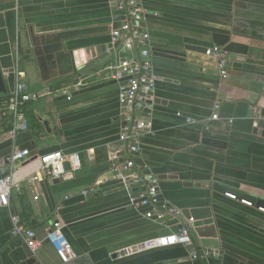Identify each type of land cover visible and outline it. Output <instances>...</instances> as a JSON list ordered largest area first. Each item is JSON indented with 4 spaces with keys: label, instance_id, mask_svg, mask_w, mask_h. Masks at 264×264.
Segmentation results:
<instances>
[{
    "label": "crops",
    "instance_id": "crops-1",
    "mask_svg": "<svg viewBox=\"0 0 264 264\" xmlns=\"http://www.w3.org/2000/svg\"><path fill=\"white\" fill-rule=\"evenodd\" d=\"M143 9L149 40L139 46L179 52L186 68L152 63L149 105L135 114L149 117L151 126L132 157L135 169L157 178L160 204L179 209L183 225L184 210L211 209L220 254L195 260L176 246L115 256L177 228L135 211L112 169L115 163L120 171L127 158L119 136L133 114L119 105L118 84L108 78L109 66L131 58L111 44V31L123 22L114 0H0V66L8 93L15 81L10 69L29 90L47 93L26 105L27 131L5 132L0 118V178L12 173L6 159L13 151L30 153L13 166L10 209H0V264H264V213L211 189L216 183L264 200V130H255L264 111V0H145ZM213 46L228 55L226 80L204 54ZM52 152L78 154L80 168L60 182L29 184L36 160ZM95 183L94 194H80ZM13 206L31 212L27 228L41 241L33 258L11 236ZM56 222L76 255L68 263L45 240ZM190 235L205 251L193 228Z\"/></svg>",
    "mask_w": 264,
    "mask_h": 264
},
{
    "label": "built area",
    "instance_id": "built-area-1",
    "mask_svg": "<svg viewBox=\"0 0 264 264\" xmlns=\"http://www.w3.org/2000/svg\"><path fill=\"white\" fill-rule=\"evenodd\" d=\"M145 0H114L116 11L122 14L123 22L121 25L111 31L112 47L120 49L121 52L131 54V58H123L116 65L107 68L108 78L118 84L117 102L120 106L131 109L129 122L135 124L129 128H124L119 136V141L125 144L127 158L121 163L120 171L113 163L112 169L118 173L119 178L128 193L129 205L137 212L141 213L146 219L158 222L166 214L174 218L181 215L180 210L160 204L158 199L159 182L152 175L142 174L135 169L133 161L140 151V144L144 132L149 129L151 122L149 117H139L135 114L145 111L148 108L151 95L154 90L155 77L153 74L152 63L148 60L150 53L139 46L138 41H148L149 36L144 28L145 16L143 3ZM139 48L142 50L139 51ZM137 50L138 55L134 56ZM109 53V51H107ZM205 56L212 58L216 62L218 75L221 80L228 77V55L220 47L213 46L206 49ZM15 81L10 92V101L7 105V111L12 116V134L28 130V122L23 112V106L28 103L37 102L47 95L45 91H31L22 80V74L13 71ZM219 105L214 107L212 119H217ZM1 114V108H0ZM177 116H181L177 114ZM187 124H193L191 119H186ZM30 157L26 150H15L8 157L7 161L11 164L12 173L0 178V209H10V195L14 189L13 170L15 163L25 161ZM35 175L28 177L29 184L38 182L42 178L58 179L65 173L64 165L70 166V171H77L81 166V159L78 154L65 155L62 152L47 153L37 160ZM97 183L81 191L83 197L94 194ZM232 201H237L233 195H225ZM240 204L249 208L252 205L245 201H238ZM264 213L263 209H257ZM12 230L11 236L19 238L24 242L25 247L35 256L37 250L41 247V241L38 240L33 231L24 227L15 215H11ZM191 222V221H190ZM45 240L51 245L52 249L61 262L68 263L75 259L70 244L62 234V225L59 222L53 224V227L46 232ZM176 246H182L189 250V258L201 260L208 257L209 254L197 253L192 248L191 238L187 227L177 229L176 232L169 233L160 237L148 239L136 245L124 248L115 253L116 258L124 259L137 256L150 251L164 250Z\"/></svg>",
    "mask_w": 264,
    "mask_h": 264
},
{
    "label": "water",
    "instance_id": "water-1",
    "mask_svg": "<svg viewBox=\"0 0 264 264\" xmlns=\"http://www.w3.org/2000/svg\"><path fill=\"white\" fill-rule=\"evenodd\" d=\"M137 50L135 49L136 52ZM141 50L142 49L139 48V51ZM143 50L150 53V57L148 60L151 63L160 64V65L169 66V67L186 68L184 55L179 52L170 51V50L162 49V48L150 49L147 46L143 47ZM13 71L14 69H10L9 73H13ZM4 75H5V72L2 70L0 66V96H6L8 94ZM257 116L261 117L258 119L256 123L255 130L258 132L261 129L264 130V111L257 113ZM40 121L45 131L47 133H50L49 123L44 120H40ZM123 124H125V126H128L130 130L131 127L135 124V122L131 121L129 122V124L128 122H124ZM263 135H264V131H263ZM64 168L66 172L70 171V166L68 163L64 165ZM60 181H61V178L54 179V182H60ZM211 189L214 192L221 194V195H233L235 196L237 201H245V202L250 203L252 207H255L256 209L264 210V200L258 199L253 194H245L241 191H237V190H234L228 187H224L216 183L212 184ZM182 215L187 220V224L183 225L181 223V220H180L181 216L174 218L170 214H166L164 217L158 220V223L165 224L168 227L175 226L178 230L185 226L187 227V231L189 235H190V228H193L195 235L200 241L201 248L204 249L205 251H200L195 248L193 244V240L190 235L192 248L199 254L206 253L210 255V251H214L215 254L219 255L220 254L218 250L219 247H218V242L216 241V233H215V228L213 225L214 222L212 219L211 209L204 208V209L184 210L182 212ZM26 250L28 252V256L30 258H33L30 251L27 248Z\"/></svg>",
    "mask_w": 264,
    "mask_h": 264
},
{
    "label": "trees",
    "instance_id": "trees-1",
    "mask_svg": "<svg viewBox=\"0 0 264 264\" xmlns=\"http://www.w3.org/2000/svg\"><path fill=\"white\" fill-rule=\"evenodd\" d=\"M122 15V14H121ZM10 101V94L8 93L6 96H0V108H1V114L0 118L2 120V126L5 132H10L12 129V116L7 111V105ZM29 104V103H28ZM27 105V104H26ZM26 105L23 106V112L25 110ZM27 119V117H26ZM28 126L29 121L27 119ZM12 213L16 215L19 218V221L22 225L28 226L31 222V212L28 209L23 207L20 211L17 212L16 208L13 206L11 207Z\"/></svg>",
    "mask_w": 264,
    "mask_h": 264
}]
</instances>
